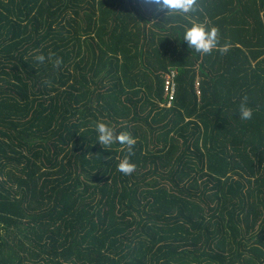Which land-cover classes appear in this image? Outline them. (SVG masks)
<instances>
[{"label":"trees","instance_id":"obj_1","mask_svg":"<svg viewBox=\"0 0 264 264\" xmlns=\"http://www.w3.org/2000/svg\"><path fill=\"white\" fill-rule=\"evenodd\" d=\"M198 3L0 0V264H264V0ZM197 20L226 54L188 48Z\"/></svg>","mask_w":264,"mask_h":264},{"label":"clouds","instance_id":"obj_2","mask_svg":"<svg viewBox=\"0 0 264 264\" xmlns=\"http://www.w3.org/2000/svg\"><path fill=\"white\" fill-rule=\"evenodd\" d=\"M141 2L150 7L155 13L167 12L169 14H180L188 16L189 14L201 11L198 0H141ZM221 34L216 26H208L206 23L196 22L190 23L183 31L182 40L187 43L188 48L193 49L200 55H210L213 50L219 51L221 54H226L228 46L220 45ZM54 53H49L46 58L44 54H38L35 60L39 63H44L46 59L53 63L54 67H59L62 64V58L55 56ZM50 84V81H46ZM240 118L242 120H250L253 115V109L248 107V97L243 96L239 105ZM94 130L97 133V141L103 148L109 150L113 144L122 146V150H126L127 155L121 159L117 165V170L125 176L131 175L135 169V163L131 162L130 157L134 155V148L137 139L127 131L119 133L103 121H97L94 124Z\"/></svg>","mask_w":264,"mask_h":264},{"label":"built area","instance_id":"obj_3","mask_svg":"<svg viewBox=\"0 0 264 264\" xmlns=\"http://www.w3.org/2000/svg\"><path fill=\"white\" fill-rule=\"evenodd\" d=\"M176 72L172 71L164 75L165 79V97L167 98V104L170 106L175 99L176 95ZM197 94L200 95L199 82L196 83Z\"/></svg>","mask_w":264,"mask_h":264}]
</instances>
